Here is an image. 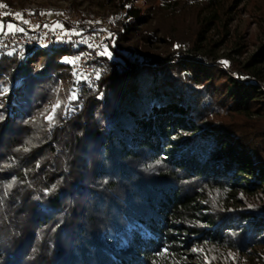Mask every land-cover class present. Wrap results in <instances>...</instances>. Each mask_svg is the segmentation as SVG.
Listing matches in <instances>:
<instances>
[{
    "label": "trees",
    "instance_id": "trees-1",
    "mask_svg": "<svg viewBox=\"0 0 264 264\" xmlns=\"http://www.w3.org/2000/svg\"><path fill=\"white\" fill-rule=\"evenodd\" d=\"M104 2L107 39L0 45V264H264V41L218 53L250 0Z\"/></svg>",
    "mask_w": 264,
    "mask_h": 264
},
{
    "label": "rangeland",
    "instance_id": "rangeland-1",
    "mask_svg": "<svg viewBox=\"0 0 264 264\" xmlns=\"http://www.w3.org/2000/svg\"><path fill=\"white\" fill-rule=\"evenodd\" d=\"M121 1L124 0H114V4L116 5ZM1 2L5 7H2L0 13L5 11L11 19L27 21L24 23L25 27L31 25L32 31L36 34L39 33L43 41H49L52 37L59 39L67 35L66 32L54 27L55 24L49 27L53 30L52 32L47 28V24L56 17L70 18L71 21L83 17L91 22H98L101 25L100 38L107 39L110 30L113 28L114 20L120 16L119 13L115 14L117 8L105 3L104 0H1ZM263 2L264 0H250L249 5L239 6L236 12H232L233 22L230 26L229 37L222 40V46L218 50L220 55L230 56L243 63L258 51L259 44L264 41V11L261 12L264 9V5H261ZM16 13L20 14V18L16 17ZM8 24L15 26L13 23ZM5 32L7 34H4L0 44L4 43L5 46H10L9 43L16 35V31L8 32L7 27H5ZM67 36L66 39L75 42L78 40L72 34ZM6 91L7 89H2L1 98L5 96ZM191 251H193L192 246H188L183 259L186 264H196Z\"/></svg>",
    "mask_w": 264,
    "mask_h": 264
},
{
    "label": "snow or ice",
    "instance_id": "snow-or-ice-1",
    "mask_svg": "<svg viewBox=\"0 0 264 264\" xmlns=\"http://www.w3.org/2000/svg\"><path fill=\"white\" fill-rule=\"evenodd\" d=\"M2 7H5V5L3 4H0V8ZM17 18H20V14L19 13H16L15 14ZM23 23H27V21H22ZM7 27V31L8 32H14V31H22V29H18L16 28L14 25L12 24H8V25H3V24H0V32H3L4 28ZM56 28L60 27L59 25H56L54 26ZM4 34H7V32H5ZM100 55H109L110 56V53L107 52V49H105L104 52L100 53ZM65 62H68V63H71L72 61H69L67 59H65ZM222 63H227L225 61H222ZM95 79H99L100 78V74H99V71L96 72L95 74ZM82 79H87V77H82V76H77V82L79 83ZM91 86V85H90ZM69 99L72 100V101H75L77 99V96L72 93L70 94L69 96ZM61 108V104L59 101H57L56 103H54L51 107V110L48 112V115L45 116V120L47 121L48 123V126L49 128H51L53 126V122L57 119V110ZM2 118V117H0ZM25 152H27L29 149L27 147H25L23 149ZM39 166V165H37ZM8 187H11V185H8ZM193 251H196V249H193ZM161 255H167V250H165L164 252L161 253ZM205 264H209V261L207 258H205Z\"/></svg>",
    "mask_w": 264,
    "mask_h": 264
},
{
    "label": "built area",
    "instance_id": "built-area-1",
    "mask_svg": "<svg viewBox=\"0 0 264 264\" xmlns=\"http://www.w3.org/2000/svg\"><path fill=\"white\" fill-rule=\"evenodd\" d=\"M27 29H29V30H32L33 29V27L31 26V25H28L27 26ZM103 33H105V32H103ZM106 34V33H105ZM47 43H51V40H42L41 39V41H39V42H37V43H34L32 40H27L26 38H24V37H22V36H20V35H18V34H16L13 38H12V40H11V42L9 43V45L10 46H5L4 45V43H1L0 45L1 46H4L6 49H9V48H11L13 45H19V46H24V45H27V46H36V47H38V48H42L43 46H45Z\"/></svg>",
    "mask_w": 264,
    "mask_h": 264
}]
</instances>
